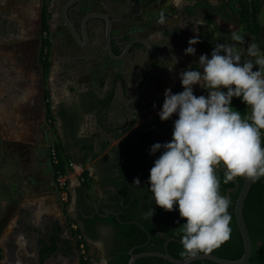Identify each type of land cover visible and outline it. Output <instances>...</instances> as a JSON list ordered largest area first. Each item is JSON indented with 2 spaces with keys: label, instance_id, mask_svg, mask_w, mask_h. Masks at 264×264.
<instances>
[{
  "label": "crops",
  "instance_id": "obj_1",
  "mask_svg": "<svg viewBox=\"0 0 264 264\" xmlns=\"http://www.w3.org/2000/svg\"><path fill=\"white\" fill-rule=\"evenodd\" d=\"M116 1L123 4L126 0ZM255 1L259 2V38L241 21L239 0H139L143 17L115 20L114 39H129L135 29L145 41L153 42L156 24L174 21L179 37L184 38L187 32L190 38L177 46L170 79L175 88L165 86L164 93L167 89L182 92L179 74L190 66L199 70L201 55L210 58L217 44L214 30L219 32V43H234L233 32L244 36L245 44L236 45L242 60L255 59L244 51L249 43H256L264 52V0ZM48 2L0 0V264H83L72 232L74 224L89 247L90 264H110L105 254L106 236L99 227L103 222L116 226L109 217H116L119 193L140 181L133 169L142 146L133 134L152 116L129 109L126 69L130 65L125 53L119 56L116 52L115 62L104 61L95 75L68 80L64 71L69 64L63 60L67 50L50 51L36 40ZM166 35L170 36L168 30ZM193 37L200 40L195 45L196 55H185ZM47 53L49 68L42 59ZM179 59L188 65L181 67ZM179 84L182 91L176 92ZM115 86L119 93L111 104ZM90 87L96 91L94 106L81 112V124L73 129L67 119L69 104L91 97ZM201 93L207 95L195 86L194 94ZM54 148L65 161L82 165L89 176L87 184L71 177L67 209L56 186Z\"/></svg>",
  "mask_w": 264,
  "mask_h": 264
},
{
  "label": "clouds",
  "instance_id": "obj_2",
  "mask_svg": "<svg viewBox=\"0 0 264 264\" xmlns=\"http://www.w3.org/2000/svg\"><path fill=\"white\" fill-rule=\"evenodd\" d=\"M231 40L215 44L210 58L201 55L199 70L190 66L179 74L182 92L165 91L158 116L162 122L177 117L172 139L153 144L149 152L161 153L149 174L152 199L168 212L177 206L186 221L180 243L192 255L212 251L231 231V199L220 192L216 166L225 168L224 183L264 177V52L249 43L244 51L255 59L242 60L236 45L245 44L244 36L233 32ZM199 43L197 37L189 39L185 55L195 56ZM195 86L207 95H195ZM234 98L250 109V116L232 107ZM154 214L151 208L145 217Z\"/></svg>",
  "mask_w": 264,
  "mask_h": 264
},
{
  "label": "flooded vegetation",
  "instance_id": "obj_3",
  "mask_svg": "<svg viewBox=\"0 0 264 264\" xmlns=\"http://www.w3.org/2000/svg\"><path fill=\"white\" fill-rule=\"evenodd\" d=\"M47 8L49 31L45 34L41 31L42 14L39 20L40 26L36 40L40 44H46L47 48L49 45L50 51L55 48L53 37L61 40L57 42L59 46L56 49L61 47L67 50L63 60H66L69 64L64 71L68 80H73L86 74L95 75L100 64L104 61L115 62L113 56L116 52H119V56L125 53V60L130 65L126 69L127 79L130 80L127 81L126 87V89L130 88V97L127 98L128 103H130L129 109L133 112L137 111L139 114L145 113L152 116L146 126L133 134L134 141L142 146L140 155L157 142H169L172 139L173 125L177 117L174 115L169 121L162 122L158 112L164 102V87L175 88L170 79L172 78L171 72L174 62L177 61V46H180L181 42L186 41L187 38H190V34L186 32L184 38L181 37V39L179 37V27L175 26L174 21H169L164 25L159 24L157 26L156 24L158 30L155 32L157 36L153 42L145 41L144 37L135 29L129 39H114L113 31L118 23L115 20L120 21L125 16H139L138 19L143 17L139 0H126L123 4L118 3L116 0H49ZM190 17L194 18L195 15H190ZM167 30L170 36L166 35ZM45 39H48V42ZM165 40L168 44L165 43ZM173 42L174 45H172ZM109 46L113 55L109 52ZM117 47L121 50L118 51ZM59 55L60 53L57 54L58 57H60ZM179 62L182 64L180 65L181 67L188 65L185 60L179 59ZM86 79L88 78L86 77ZM90 92L93 93L91 97L87 99L81 98L78 101L74 100L69 104L68 110L70 114L67 119L73 129L78 128L81 124V112L92 109L94 106L93 99L96 91L91 88ZM118 93L119 87L115 86L111 104L114 103V97ZM123 109H126V106ZM216 169L220 170L218 166H216ZM139 179V185L135 184L129 191L124 190V194L123 192L119 193L120 202L115 214L116 217H109V220L114 222V220L120 219L121 216L128 215L134 218L137 224L141 223L152 227L155 232L154 238L149 237L140 246L145 252L135 254L134 252L137 248L126 252L128 245L131 243L128 244L125 240L120 239V232L115 229L116 226L111 223H101L100 231H98L106 236L105 254L110 264H123L124 257L126 258L127 254L130 255L127 263L129 264L133 251L135 255L147 253L170 255L169 245L175 239L169 237V232H172L173 229L182 230L181 226L186 222L180 217L177 206H174V210L171 212L159 208L152 199L148 181H144L140 177ZM247 179H244L243 186ZM230 199L231 205L234 204V209L231 212L235 214V205L238 198L234 200L233 197H230ZM151 208L155 210V214L152 218H146L145 213ZM141 228L144 229L143 227ZM230 228L233 230L231 224ZM263 242V240H260L257 244L259 245ZM150 249L153 252L147 251ZM145 258L162 259L163 262L161 264L171 263L162 257H143L139 258L137 262Z\"/></svg>",
  "mask_w": 264,
  "mask_h": 264
},
{
  "label": "trees",
  "instance_id": "obj_4",
  "mask_svg": "<svg viewBox=\"0 0 264 264\" xmlns=\"http://www.w3.org/2000/svg\"><path fill=\"white\" fill-rule=\"evenodd\" d=\"M237 11L241 21L248 26V30H250L257 38H259L260 26L257 21V14L259 12V2L255 0H251V2L240 1ZM48 21L49 17L47 16V11L44 9L42 16L43 34L48 33L49 31ZM45 41L48 42V39H45ZM42 59L43 64L46 65V68H49L50 63L46 61L49 59V53L45 55L43 54ZM232 107L238 111H241L242 117H246L247 106L243 104L240 99L234 98L232 101ZM149 152L150 149L145 150L144 153L136 159L133 169L135 173H137V175L144 181L149 180L150 169L153 167L155 159H157L160 155L159 153H156L155 156H153L150 155ZM58 155L60 161L57 165V170L65 172L67 169V161L63 159L62 154L60 152H58ZM216 174L220 180L221 194L233 197V199L236 200V198H238L239 196V191L242 188L243 183L245 181L244 179H246V177H237L233 181L224 183L225 172L216 169ZM84 176L86 177L85 184L89 183V176L87 171L85 172ZM233 209L234 204H230L228 212L231 215L230 224L232 225L233 230L230 231L228 239L221 242L218 247L213 248L210 252H197V254L195 255L186 253L182 244L180 243L182 230L173 229L172 232H169V237L175 239V241L171 242L169 245L170 255L177 260H186L189 257L202 254L213 255L229 261L240 260L244 256L245 248L241 233L236 223L235 214L234 212H231ZM243 215L253 243V251L250 258V263L264 264V242L259 245L257 244L260 240L264 241V177H261L260 179L254 181L249 192L248 198L245 202ZM114 222L116 223V227L120 232V239L125 240L128 244L131 243L130 245H128L126 252H129L133 248H137V250L134 252L135 254L145 252V250H143L140 246L143 245L149 237L154 238L155 232L152 227L141 223L137 224V221L134 220V218L129 217L128 215H123L120 217V219L116 221L114 220ZM141 227H143L144 229H142ZM174 249L175 251H173ZM147 251L153 252L151 249ZM129 259L130 255L127 254V257H124L123 264H127ZM161 262H163L162 259L145 258L139 260L136 264H161ZM83 264L87 263L83 261ZM192 264L217 263L211 261H197Z\"/></svg>",
  "mask_w": 264,
  "mask_h": 264
},
{
  "label": "water",
  "instance_id": "obj_5",
  "mask_svg": "<svg viewBox=\"0 0 264 264\" xmlns=\"http://www.w3.org/2000/svg\"><path fill=\"white\" fill-rule=\"evenodd\" d=\"M109 52L110 54L113 55L110 46H109ZM254 181L255 180L252 178H248L246 180L239 194L238 200L236 201V205H235V219H236L238 229L241 233V236L244 242V248H245L244 256L240 260L229 261V260H225V259L213 256V255H209V254L193 256L186 260H177L173 258L172 256H170L169 254L147 253V254H142V255H135L132 252L131 253L132 258L129 264H135L139 258H143V257H162V258L169 260L173 264H192L197 261H211L217 264H251L250 258H251L252 251H253V243H252L248 228L245 223L243 211H244V206H245L247 196L250 192V189Z\"/></svg>",
  "mask_w": 264,
  "mask_h": 264
},
{
  "label": "built area",
  "instance_id": "obj_6",
  "mask_svg": "<svg viewBox=\"0 0 264 264\" xmlns=\"http://www.w3.org/2000/svg\"><path fill=\"white\" fill-rule=\"evenodd\" d=\"M239 1H246L251 2V0H239ZM216 31V30H214ZM214 36L217 37V32H214ZM251 112L250 109L247 107V116H250ZM262 139L264 141V132H262ZM52 160L54 165L57 167L59 164L60 158L58 155L57 150L54 148L51 151ZM86 170L85 168L75 163L74 161L67 162V169L65 172L61 170L56 171V186L59 194V198L61 203L64 205V208L67 209L71 203V177L76 176L78 177L79 181L83 184L86 182V177L84 176ZM72 229L75 235V238L79 242V251L82 256V259L85 263L91 262V255L89 251V247L87 246L83 236L78 232L77 226L74 224Z\"/></svg>",
  "mask_w": 264,
  "mask_h": 264
},
{
  "label": "rangeland",
  "instance_id": "obj_7",
  "mask_svg": "<svg viewBox=\"0 0 264 264\" xmlns=\"http://www.w3.org/2000/svg\"><path fill=\"white\" fill-rule=\"evenodd\" d=\"M214 32H217V37H213L214 38V40H215V42L216 43H219V37H220V35H219V32L216 30V31H213V34H214ZM53 41H54V44H55V52H56V48L59 46V43H57V42H60L61 40H57L55 37H53ZM178 91H182V88H181V86H180V84L177 86V88H176V92H178ZM225 91H226V89H225ZM197 96H199V95H203L202 93L201 94H196ZM219 167V169L221 170V171H223V172H225V168H224V166L221 164V165H219L218 166Z\"/></svg>",
  "mask_w": 264,
  "mask_h": 264
}]
</instances>
